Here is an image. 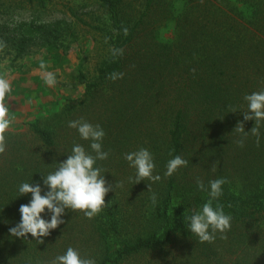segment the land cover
<instances>
[{
  "label": "trees",
  "instance_id": "1",
  "mask_svg": "<svg viewBox=\"0 0 264 264\" xmlns=\"http://www.w3.org/2000/svg\"><path fill=\"white\" fill-rule=\"evenodd\" d=\"M48 1L25 0L41 9ZM93 2L102 17L80 16L69 7L104 53L91 75L80 73L83 95L65 100L49 123L36 119L5 133L0 264H51L69 247L96 264H264V121L257 138L251 134L255 120L246 121L243 114L244 97L264 90V0ZM169 22L175 37L163 42L159 30ZM110 49H123V55ZM114 72L123 78L109 79ZM75 120L105 132L102 150L109 156L95 166L115 189L105 197L107 206L91 219L66 209L65 223L42 237L43 244L30 234L11 236L20 206L32 199L20 196L22 183H39L43 195L48 191L43 175L55 171L75 144L95 155L92 141L68 126ZM238 123L244 133L234 132ZM141 148L152 154L159 181L134 183L136 170L124 156ZM177 155L188 164L166 177L167 162ZM218 178L228 182L213 207L221 205L231 215V227L200 243L185 213L202 209L211 199L209 182ZM117 182L123 186L115 188ZM50 215L46 209L42 218Z\"/></svg>",
  "mask_w": 264,
  "mask_h": 264
},
{
  "label": "clouds",
  "instance_id": "2",
  "mask_svg": "<svg viewBox=\"0 0 264 264\" xmlns=\"http://www.w3.org/2000/svg\"><path fill=\"white\" fill-rule=\"evenodd\" d=\"M124 35H128V29L124 28ZM6 45L0 44V47ZM113 55H123V49H110ZM45 65L41 63V69ZM194 71V70H193ZM123 73H111L109 79L115 81L123 78ZM45 84L54 86L56 79L53 73H44ZM11 92L9 81L0 76V153L5 151V133L12 123L9 115V108L5 104L6 94ZM248 111L243 112L244 120H255L256 126L251 130V134L259 138L258 125L264 121V90L246 95ZM230 110L235 113V109ZM68 126L77 129L83 140H91L90 148L95 155L87 152L80 144H75L72 151L67 155V159L58 164L55 171L43 175V184L48 189L43 195L39 183H22L19 188L20 196L31 194V201L28 204L20 206V222L9 229L11 236L21 239H28L29 234L39 244H43L42 237L50 235L51 230L65 223L61 217L65 210L73 212L81 211L91 219L99 214L107 206L105 203L106 195L115 190L108 185L105 177L101 175L102 169L96 167L97 161L108 159L109 153L102 150V140L105 136L104 130L100 125H92L84 120L69 121ZM234 132L244 133V124L238 123ZM240 147L244 146L243 139L237 141ZM259 143V139H257ZM125 160L129 162L130 167L136 170L135 184H139L145 179L153 182L159 181V175H153L155 163L149 150L141 148L138 151L126 153ZM217 161L213 164L212 170L215 171ZM188 161L177 155L170 159L166 165V177L172 176L180 167L187 166ZM226 178H218L209 182V199L200 211H194L192 215H186L189 231L198 237L200 243L212 242L217 232L223 234L231 227V215L225 214L223 207L217 205L213 207V201L222 195V185L227 183ZM122 183L117 182L115 188L122 187ZM197 186L201 191L205 190L202 180H197ZM148 191H151L148 185ZM153 204L156 203L155 194L152 195ZM51 214L49 220L42 218L45 210ZM226 238V236H222ZM51 264H96L94 259L82 258L80 253L69 247L63 255L57 256Z\"/></svg>",
  "mask_w": 264,
  "mask_h": 264
},
{
  "label": "rangeland",
  "instance_id": "3",
  "mask_svg": "<svg viewBox=\"0 0 264 264\" xmlns=\"http://www.w3.org/2000/svg\"><path fill=\"white\" fill-rule=\"evenodd\" d=\"M71 6L80 16L102 17L93 0H49L46 9L25 0H0V44L6 45L0 47V76L11 86L5 97L12 118L9 129L36 119L49 123L65 100L83 95L85 80L80 73L91 75L101 60L98 38L77 23ZM174 37V22L160 28L161 41ZM45 72L54 74V86L45 84Z\"/></svg>",
  "mask_w": 264,
  "mask_h": 264
}]
</instances>
